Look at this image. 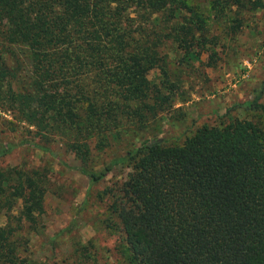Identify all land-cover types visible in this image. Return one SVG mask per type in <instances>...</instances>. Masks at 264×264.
Returning <instances> with one entry per match:
<instances>
[{"label":"trees","instance_id":"1","mask_svg":"<svg viewBox=\"0 0 264 264\" xmlns=\"http://www.w3.org/2000/svg\"><path fill=\"white\" fill-rule=\"evenodd\" d=\"M209 2L219 19L236 7L232 32L239 13L264 6L262 0ZM210 30L186 0H0V127L14 131L22 123L35 135L59 139L79 160L88 188L127 163L125 178L99 196L135 264H264L259 123L203 124L180 145L154 138L100 168L93 164L114 141L170 109L177 88L170 54L197 57L217 43ZM153 69L158 82L148 77ZM263 92L264 81L253 99L237 105L264 118ZM13 147L0 142V158ZM46 185L38 170L0 168V264H29L21 235L36 229Z\"/></svg>","mask_w":264,"mask_h":264},{"label":"rangeland","instance_id":"2","mask_svg":"<svg viewBox=\"0 0 264 264\" xmlns=\"http://www.w3.org/2000/svg\"><path fill=\"white\" fill-rule=\"evenodd\" d=\"M186 2L196 5L210 21L208 34L218 36L217 43L201 49L192 59L183 60L182 52L170 54V78L177 85L170 109L136 135L114 141L94 158L95 168L124 154L133 144L154 138L180 145L203 124L251 119L264 129L260 110L237 105L253 99L264 81V6L239 13V26L232 32L229 26L235 23L231 22L235 6L230 7L232 11L226 10L227 17L219 19L209 0ZM148 77L158 82L159 71L151 70ZM259 102L264 105V92ZM2 116L12 119L8 114ZM23 125L14 131L0 127V142L15 144L0 158V168L38 170L47 179L43 212L36 229L27 228L21 235L26 241L24 254L29 264H79L80 260L85 264H135L121 242L117 220L107 211V200L99 196L105 186L125 178L127 163L115 165L88 188V178L77 169L79 160L59 139L40 137Z\"/></svg>","mask_w":264,"mask_h":264},{"label":"water","instance_id":"3","mask_svg":"<svg viewBox=\"0 0 264 264\" xmlns=\"http://www.w3.org/2000/svg\"><path fill=\"white\" fill-rule=\"evenodd\" d=\"M161 141V139H159Z\"/></svg>","mask_w":264,"mask_h":264}]
</instances>
